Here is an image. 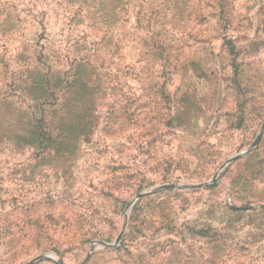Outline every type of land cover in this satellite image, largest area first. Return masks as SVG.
Segmentation results:
<instances>
[{
	"label": "rangeland",
	"instance_id": "374dc122",
	"mask_svg": "<svg viewBox=\"0 0 264 264\" xmlns=\"http://www.w3.org/2000/svg\"><path fill=\"white\" fill-rule=\"evenodd\" d=\"M109 1L106 23L81 0H0V264H264V0ZM86 55L110 77L78 146L14 145L35 105L27 70L66 81ZM59 97L50 109L74 121ZM169 184L204 185L141 197L124 229L132 200Z\"/></svg>",
	"mask_w": 264,
	"mask_h": 264
},
{
	"label": "trees",
	"instance_id": "16d2710c",
	"mask_svg": "<svg viewBox=\"0 0 264 264\" xmlns=\"http://www.w3.org/2000/svg\"><path fill=\"white\" fill-rule=\"evenodd\" d=\"M81 2L86 5L91 3L99 5V10L102 11L99 16L101 21L108 23V18H113V5L109 0H81ZM168 2L177 5L175 0H168ZM202 10V7L196 9L197 20L203 16ZM154 15L156 17L157 14L153 11L151 13L144 12L142 18L152 23ZM150 23L148 27L152 29L153 25ZM150 43L152 45L149 44L151 48L147 56L151 58L162 54L163 46L156 45L155 41ZM159 51L161 52L157 53ZM97 58L99 57L97 56ZM102 63L104 62L102 61ZM103 66L105 68V65H99L98 59L88 55L83 56L78 59L74 72L71 77H66V81L43 72L39 66L27 70L26 83L35 105L31 111L22 109L20 125L12 130L11 142L21 149L31 148L43 155L73 152L78 146L79 136L87 134L91 128L94 116L92 113L89 114V107L93 104L96 87L106 85L109 82L110 72L107 67L106 71H102ZM70 79L71 81H69ZM65 83L66 85H64ZM69 93L74 104L73 112L76 117L74 121L61 116L65 108L64 104L57 108L59 111L50 109L51 102H59L60 95L67 96ZM83 104L88 106L79 110ZM57 117H60L59 122L56 121ZM26 226L28 225H24L23 229L30 231V227Z\"/></svg>",
	"mask_w": 264,
	"mask_h": 264
},
{
	"label": "water",
	"instance_id": "95a60500",
	"mask_svg": "<svg viewBox=\"0 0 264 264\" xmlns=\"http://www.w3.org/2000/svg\"><path fill=\"white\" fill-rule=\"evenodd\" d=\"M263 131H264V125H263ZM263 131L260 132V134L258 135V137L256 138V140L254 141V143L248 147L246 150L242 151V152H239L235 155H233L231 157V159L229 161H227L220 170H223L224 168H226L230 163L234 162L235 160L239 159L240 157H242L243 155L249 153L252 149H254L255 147H257V145L260 143L261 141V138L263 136ZM204 184H185V185H177V184H169V185H162V186H155L149 190H146L144 192H141L139 193L133 200L132 202L130 203V205L128 206L127 208V211H126V221H125V225H124V229L125 227L127 226V223H128V220H129V215H130V212L132 210V207L134 206V204L137 202L138 199H140L141 197L149 194V193H153V192H157V191H161V190H164V189H180V188H197V187H201L203 186ZM124 229L122 230V232L119 234L118 238L116 239L115 242L113 243H109V242H106V241H98V242H95L92 244L91 246V249H90V252H89V255L87 257V259L89 258L90 256V253L95 251L96 249H100V248H105V249H109V248H114L116 247L120 242L121 240L123 239V236H124ZM44 259H48V260H51V261H54L55 263L57 264H67L65 262H63L56 253L54 252H50V253H45V254H42V255H39L38 257L32 259L31 261H29L28 263L26 264H34L40 260H44ZM84 264V263H83Z\"/></svg>",
	"mask_w": 264,
	"mask_h": 264
}]
</instances>
